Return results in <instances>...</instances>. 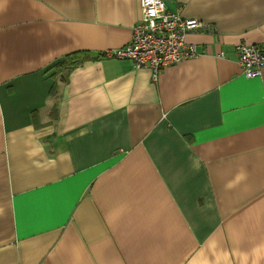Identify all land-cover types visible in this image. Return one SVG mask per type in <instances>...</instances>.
Masks as SVG:
<instances>
[{
  "label": "crops",
  "instance_id": "obj_1",
  "mask_svg": "<svg viewBox=\"0 0 264 264\" xmlns=\"http://www.w3.org/2000/svg\"><path fill=\"white\" fill-rule=\"evenodd\" d=\"M166 2L215 30L154 81L140 0H0V264H264V0Z\"/></svg>",
  "mask_w": 264,
  "mask_h": 264
},
{
  "label": "built area",
  "instance_id": "obj_2",
  "mask_svg": "<svg viewBox=\"0 0 264 264\" xmlns=\"http://www.w3.org/2000/svg\"><path fill=\"white\" fill-rule=\"evenodd\" d=\"M140 10L141 17L132 28L130 40L100 54L107 58L131 60L134 67L149 69L154 81L165 67L203 53L187 40L189 33H213L215 30L211 24L183 16L181 6L170 10L166 0H140ZM235 51L237 64L245 77L261 75L264 43L240 42Z\"/></svg>",
  "mask_w": 264,
  "mask_h": 264
},
{
  "label": "trees",
  "instance_id": "obj_3",
  "mask_svg": "<svg viewBox=\"0 0 264 264\" xmlns=\"http://www.w3.org/2000/svg\"><path fill=\"white\" fill-rule=\"evenodd\" d=\"M99 56L102 57L101 54H99ZM70 59H71L70 57H69V58L67 57V59H66L67 61H65V63H63L61 66H62V67L69 68L70 65H67V64H69L68 62L70 61ZM82 59H83V56H81L80 60H82Z\"/></svg>",
  "mask_w": 264,
  "mask_h": 264
}]
</instances>
